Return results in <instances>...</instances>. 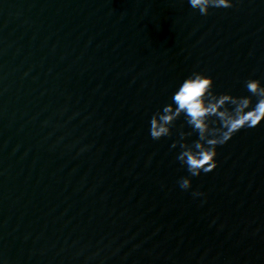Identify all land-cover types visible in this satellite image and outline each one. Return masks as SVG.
I'll list each match as a JSON object with an SVG mask.
<instances>
[{
  "label": "water",
  "instance_id": "95a60500",
  "mask_svg": "<svg viewBox=\"0 0 264 264\" xmlns=\"http://www.w3.org/2000/svg\"><path fill=\"white\" fill-rule=\"evenodd\" d=\"M231 3L0 0V264H264V123L199 177L184 116L150 136L194 72L264 86V0Z\"/></svg>",
  "mask_w": 264,
  "mask_h": 264
},
{
  "label": "clouds",
  "instance_id": "9594fccd",
  "mask_svg": "<svg viewBox=\"0 0 264 264\" xmlns=\"http://www.w3.org/2000/svg\"><path fill=\"white\" fill-rule=\"evenodd\" d=\"M192 8L207 16L211 8H231V0H189ZM215 81L205 73L194 72L173 93L172 103L156 112L150 120V136L160 140L172 135L175 122L184 116L186 123L198 135L189 144L193 133H180V139L171 147L181 149L177 159L187 168L191 177L211 173L217 167L218 148L230 141L244 128H255L264 123V86L260 80L249 79L245 87L251 96L216 95ZM252 96L257 98L253 104ZM231 106V107H229ZM180 187L192 188L190 178H182ZM194 196L203 195L195 192Z\"/></svg>",
  "mask_w": 264,
  "mask_h": 264
}]
</instances>
